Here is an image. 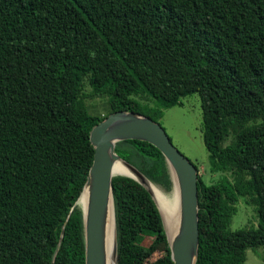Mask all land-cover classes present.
Masks as SVG:
<instances>
[{
  "label": "trees",
  "instance_id": "16d2710c",
  "mask_svg": "<svg viewBox=\"0 0 264 264\" xmlns=\"http://www.w3.org/2000/svg\"><path fill=\"white\" fill-rule=\"evenodd\" d=\"M191 94L210 171L224 173L198 175L195 264H244L264 248V0H0V264H84L73 204L91 127L119 110L159 122ZM115 151L171 186L152 144ZM112 186L117 264H173L147 190L122 175ZM239 197L258 223L230 231Z\"/></svg>",
  "mask_w": 264,
  "mask_h": 264
},
{
  "label": "water",
  "instance_id": "95a60500",
  "mask_svg": "<svg viewBox=\"0 0 264 264\" xmlns=\"http://www.w3.org/2000/svg\"><path fill=\"white\" fill-rule=\"evenodd\" d=\"M127 139L146 141L155 146L164 157L172 186L174 183L177 185L179 220L171 240L167 235L160 209L145 185L149 179L115 151L116 144ZM89 141L94 150L93 159L82 190L73 204L81 211L84 264H106V220L109 205L112 204L115 221L112 178L116 175L132 178L150 194L162 219L173 264H195L199 249L197 189L199 174L197 167L172 144L160 123L139 112L129 110L111 112L91 127ZM119 160L123 161L132 175L114 173L115 163ZM83 195L86 197L85 207L79 202ZM61 237L62 233L60 239ZM114 255L117 264L116 237Z\"/></svg>",
  "mask_w": 264,
  "mask_h": 264
},
{
  "label": "rangeland",
  "instance_id": "374dc122",
  "mask_svg": "<svg viewBox=\"0 0 264 264\" xmlns=\"http://www.w3.org/2000/svg\"><path fill=\"white\" fill-rule=\"evenodd\" d=\"M181 101V105L165 108L163 116L158 121L169 136L172 144L198 168V174L202 179L207 184L217 181L224 176V173L210 171L208 151L204 146L201 132L202 114L199 97L197 94H191L182 97ZM89 103L91 106L96 107L97 112H105L102 99L96 98ZM227 143L228 140L223 144L226 145ZM152 184L163 192H169L173 187L171 184L169 188H164L146 180L145 185L149 190ZM236 207L237 212L232 216L228 225L230 231L257 226L258 220L252 205L246 204L243 198L239 197ZM145 243H148V240H145ZM156 256L158 254H155L154 258ZM244 264H264V248L246 249Z\"/></svg>",
  "mask_w": 264,
  "mask_h": 264
},
{
  "label": "bare ground",
  "instance_id": "6f19581e",
  "mask_svg": "<svg viewBox=\"0 0 264 264\" xmlns=\"http://www.w3.org/2000/svg\"><path fill=\"white\" fill-rule=\"evenodd\" d=\"M115 174H130L132 173L125 166L123 161L119 160L114 166ZM151 194L160 209L165 229L169 239L171 240L173 234L177 230L179 220V192L177 185L174 183L169 192L159 190L155 185H151ZM152 195V196H153ZM80 205L85 207L86 197L83 195L79 201ZM115 221L113 215L112 204L109 205L107 220H106V233H105V256L106 264H115L114 244H115Z\"/></svg>",
  "mask_w": 264,
  "mask_h": 264
}]
</instances>
